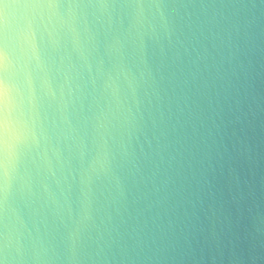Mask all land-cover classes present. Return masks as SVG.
Returning <instances> with one entry per match:
<instances>
[{
    "label": "clouds",
    "instance_id": "1",
    "mask_svg": "<svg viewBox=\"0 0 264 264\" xmlns=\"http://www.w3.org/2000/svg\"><path fill=\"white\" fill-rule=\"evenodd\" d=\"M264 0H0V264H264Z\"/></svg>",
    "mask_w": 264,
    "mask_h": 264
},
{
    "label": "water",
    "instance_id": "2",
    "mask_svg": "<svg viewBox=\"0 0 264 264\" xmlns=\"http://www.w3.org/2000/svg\"><path fill=\"white\" fill-rule=\"evenodd\" d=\"M260 174H261V175H264V167L261 168V170H260ZM262 193H264V189H262Z\"/></svg>",
    "mask_w": 264,
    "mask_h": 264
}]
</instances>
